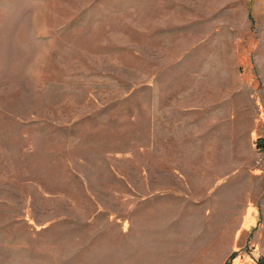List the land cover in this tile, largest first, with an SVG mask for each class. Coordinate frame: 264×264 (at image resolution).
<instances>
[{
	"label": "rangeland",
	"instance_id": "1",
	"mask_svg": "<svg viewBox=\"0 0 264 264\" xmlns=\"http://www.w3.org/2000/svg\"><path fill=\"white\" fill-rule=\"evenodd\" d=\"M0 264H264V0H0Z\"/></svg>",
	"mask_w": 264,
	"mask_h": 264
},
{
	"label": "crops",
	"instance_id": "2",
	"mask_svg": "<svg viewBox=\"0 0 264 264\" xmlns=\"http://www.w3.org/2000/svg\"><path fill=\"white\" fill-rule=\"evenodd\" d=\"M248 223H254L255 222V217H252L251 219L247 220Z\"/></svg>",
	"mask_w": 264,
	"mask_h": 264
},
{
	"label": "trees",
	"instance_id": "3",
	"mask_svg": "<svg viewBox=\"0 0 264 264\" xmlns=\"http://www.w3.org/2000/svg\"><path fill=\"white\" fill-rule=\"evenodd\" d=\"M234 256H236V255H234ZM233 257V256H232Z\"/></svg>",
	"mask_w": 264,
	"mask_h": 264
}]
</instances>
